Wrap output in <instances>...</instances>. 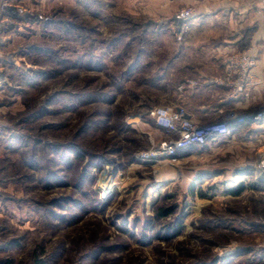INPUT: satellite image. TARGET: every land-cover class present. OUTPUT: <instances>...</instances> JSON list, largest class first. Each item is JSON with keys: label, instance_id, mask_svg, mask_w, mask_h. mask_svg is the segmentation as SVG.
<instances>
[{"label": "rangeland", "instance_id": "1", "mask_svg": "<svg viewBox=\"0 0 264 264\" xmlns=\"http://www.w3.org/2000/svg\"><path fill=\"white\" fill-rule=\"evenodd\" d=\"M158 1L0 0L19 9L0 34V264H264V120L175 159L139 158L168 137L151 109L226 93L197 91L188 64L205 53L186 48L234 38L220 20L178 40L169 19L196 2ZM229 111L254 113L227 105L195 121ZM70 146L81 158H65Z\"/></svg>", "mask_w": 264, "mask_h": 264}, {"label": "crops", "instance_id": "2", "mask_svg": "<svg viewBox=\"0 0 264 264\" xmlns=\"http://www.w3.org/2000/svg\"><path fill=\"white\" fill-rule=\"evenodd\" d=\"M152 2L156 4L159 1L152 0ZM188 2H196L197 14L192 20L190 29L186 35L196 34L202 31L201 27L203 25L210 22L213 25L214 22L220 20L227 22L234 28V38L226 40L225 44H197L186 48L185 52L189 54L193 52L205 53V57H196L194 60H191L194 64H188V67H191L196 72L197 78L200 81L197 91L204 97L208 96L207 99L214 96L213 93L220 89L226 92L215 104L202 102L198 107H187L190 116L194 120L200 117L217 116L220 115L221 108L227 105L238 106L243 113L254 112V110L247 111V107L255 102H261V105L263 102L264 104V0H188ZM168 3L166 2L165 4L168 6ZM252 3H257L261 10L259 13H253L249 10ZM3 17L4 15L0 12V21ZM4 28L6 26L0 27V34ZM9 37V33H3L1 39L3 38L2 41H6ZM208 53H212V55L208 56ZM243 53L251 54L257 58V65L253 72L260 81L248 94L241 96V99L244 101L240 102L228 94L226 87L212 81V79L225 75L229 55H241ZM237 129V126L234 127L232 133ZM255 129L261 128L258 126ZM161 130L166 133V136L171 135V132L162 128ZM197 146L181 150L178 155L197 148Z\"/></svg>", "mask_w": 264, "mask_h": 264}, {"label": "built area", "instance_id": "3", "mask_svg": "<svg viewBox=\"0 0 264 264\" xmlns=\"http://www.w3.org/2000/svg\"><path fill=\"white\" fill-rule=\"evenodd\" d=\"M0 12L4 15L0 27L16 25L15 17L19 9L8 2L2 3ZM196 16L195 8L187 5L178 10L169 20L170 29L178 40H181L190 29V24ZM257 65V58L251 54L232 55L228 58L224 77L213 78L212 81L233 87L231 97L238 99L246 87L259 83L253 70ZM4 75L0 71V86ZM156 124L171 135L160 140L149 150L139 154L143 161H158L161 158L175 159L181 150L191 146H205L232 134V129L244 123H255L264 120V109L248 115L239 116L229 111L222 120L199 123L192 119L187 109L180 105L156 106L150 111ZM263 164V162H262ZM263 170V165L260 166Z\"/></svg>", "mask_w": 264, "mask_h": 264}, {"label": "trees", "instance_id": "4", "mask_svg": "<svg viewBox=\"0 0 264 264\" xmlns=\"http://www.w3.org/2000/svg\"><path fill=\"white\" fill-rule=\"evenodd\" d=\"M68 28L71 29L70 26ZM69 29L65 28V32L68 33L70 31ZM16 72L21 77H29L26 74H23V73L19 72V70H17V69L13 70L11 68L7 70V75L11 79V78H13V76H14V74ZM53 72H54V70H53ZM53 72H49V73L46 72V74H44V77H48L49 75L54 74ZM71 147L72 146H70L68 151L65 153V158L70 160L69 158H71L72 155L74 156L73 158H76V157H80L81 158L82 153L79 152L78 150H75L74 148H71ZM68 160H66L65 162H68ZM97 166L99 167L100 164H98ZM89 173L90 172H89V170H87L86 167L83 170L81 169V171L79 172V178H80V181H79L80 184L79 185L80 186L84 185V179L89 177L88 176ZM89 178H90V180L93 179V177H91V176ZM260 180H263V179H260ZM63 182H64V180H63ZM64 183H67V182H64ZM241 190H242V187L238 191H235V192H241ZM172 210H173L172 208H160V210L158 211V215H160V216L168 215L169 213L172 212ZM47 261L48 260H47L46 256L42 257V258H39V254L38 253L33 254V264H46Z\"/></svg>", "mask_w": 264, "mask_h": 264}, {"label": "bare ground", "instance_id": "5", "mask_svg": "<svg viewBox=\"0 0 264 264\" xmlns=\"http://www.w3.org/2000/svg\"><path fill=\"white\" fill-rule=\"evenodd\" d=\"M263 162V161H262ZM263 170H264V162H263ZM264 173V172H263Z\"/></svg>", "mask_w": 264, "mask_h": 264}]
</instances>
